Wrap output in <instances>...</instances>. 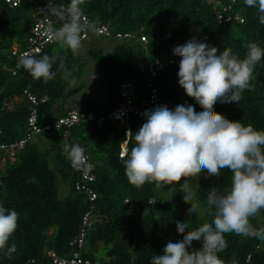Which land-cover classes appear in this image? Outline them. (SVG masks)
<instances>
[{
	"label": "trees",
	"instance_id": "trees-1",
	"mask_svg": "<svg viewBox=\"0 0 264 264\" xmlns=\"http://www.w3.org/2000/svg\"><path fill=\"white\" fill-rule=\"evenodd\" d=\"M44 4L67 6L70 0H39ZM229 4L231 0H217ZM221 5L209 4L207 0H83L80 11L93 22L107 25L113 30L133 33L149 40L148 57L173 59V65H166L159 73L158 85L166 101L184 105L183 97L197 113L203 108L187 96L179 85L178 71L180 57L173 55L176 43L189 38L195 32L201 39L223 51L231 48L233 54L244 58L247 45L256 43L264 48V25L259 23L258 11L249 7L245 0H238L233 10L244 19V24L218 25L217 12ZM50 14V13H49ZM61 26L63 21L50 14ZM36 17L32 5L12 8L0 3V144H10L27 137L30 105L24 99L28 91L39 98L47 97L40 104L39 124L47 126L61 116L67 115L69 100L80 92L71 88L69 79L80 80L87 63L80 54L60 43L47 47L37 57L48 54L57 57L52 71L55 79L44 83L33 79L27 71L17 67L18 59L12 55L15 47L24 48ZM143 47L141 44L118 42L113 50L105 53L101 48H92L89 54L97 64L99 78L107 89V97L101 101H74L72 110L80 109L96 114H107L121 102L119 85L134 79L143 90L145 77L142 72ZM59 58H63L72 76L66 78L58 71ZM16 71V74H14ZM256 79L253 90H245L239 103L218 101L214 111L230 121L251 124L257 130H264V57L254 69ZM16 98H21L18 103ZM145 123L138 117H131L129 151L135 144V133ZM65 131H48L37 136L20 150L12 161L0 153V205L15 210L19 215L18 227L7 246L16 245L12 259L0 251V264H53L48 251L60 256L74 252L71 242L79 236L82 220L90 209L89 199L76 191L79 167L63 154L62 144H79L85 147L93 161L96 181L93 184L98 193L95 204V222L87 236L83 251L85 258L97 260L95 253L105 248L108 260L101 264H152L153 255L163 254L168 242H179L188 231L203 223H211L213 210L206 206L209 190H222L230 186L231 172L222 169L218 176L201 173L196 176L197 198L206 209L201 219L189 214V203H185L183 178L180 182L156 189L153 183L141 187L132 185L121 161L122 146L127 142L126 131L112 123L99 126L86 122ZM59 182L68 186L69 195L59 199ZM132 199L135 208L126 204ZM145 215V216H143ZM190 220V221H189ZM189 223L185 233H178L176 222ZM255 228L264 226V210L250 218ZM227 249L219 253L225 264H264V242L242 235L225 234ZM202 247V241H193L189 251Z\"/></svg>",
	"mask_w": 264,
	"mask_h": 264
},
{
	"label": "clouds",
	"instance_id": "clouds-1",
	"mask_svg": "<svg viewBox=\"0 0 264 264\" xmlns=\"http://www.w3.org/2000/svg\"><path fill=\"white\" fill-rule=\"evenodd\" d=\"M82 3L83 0H70L67 6L47 4V12L63 21L59 28L49 30V38L65 46L73 56L83 48L86 31L98 32L95 23L82 22ZM245 4L257 9L259 23L264 25V0H245ZM246 47V55L240 58L231 48L220 51L196 38L176 46L173 55L181 58L179 85L203 111L197 113L192 105L146 111V122L135 133L134 146L121 155L125 175L137 187L153 183L156 189H162L201 173L218 176L222 169L232 174L230 186L209 190L206 206L213 210L212 222L188 231L182 241L168 242L163 254L153 255L152 264H225L219 257L228 247L225 234L264 242V226L255 228L250 223V218L264 210V130L230 121L214 111L218 101L239 103L245 90H253L257 78L254 69L264 57V48L256 43ZM57 59L48 54H25L18 59L17 67L33 79L48 83L57 75L52 71ZM58 71L66 78L72 76L63 58H59ZM68 82L74 85L76 80ZM62 149L74 167L85 163L84 148L79 144L65 142ZM194 195L192 191L183 195L184 202L191 204L189 214H196L200 207L198 202H192ZM18 220L15 210L0 205V251L8 259L16 251L15 244L7 245ZM176 227L183 234L189 223L177 221ZM193 241H202V247L189 251Z\"/></svg>",
	"mask_w": 264,
	"mask_h": 264
},
{
	"label": "built area",
	"instance_id": "built-area-1",
	"mask_svg": "<svg viewBox=\"0 0 264 264\" xmlns=\"http://www.w3.org/2000/svg\"><path fill=\"white\" fill-rule=\"evenodd\" d=\"M209 4L221 5L220 10L217 12V22L218 25H228L232 23L244 24L245 19L233 10L234 5L238 0H231L229 4H219L217 0H207ZM219 1V0H218ZM4 2L12 8H18L25 4L32 5L36 20L34 26L30 32L28 42L24 48L15 47L12 51V55L19 59L25 54L39 55L47 47L59 43L53 39L49 38V30L51 28H59L56 21L47 12V4L42 3L39 0H0V3ZM51 4L52 3H48ZM82 22L95 23L98 32L86 31L84 33L85 39L83 43L92 38H104L110 39L117 42H129L134 44H141L143 47V66L142 72L145 77V85L143 90H140L137 86V81L134 79L123 81L119 85V95L121 102L118 107L107 114H96L95 112H88L86 110H72L67 115L61 116L56 119L54 123L47 126H41L39 124V106L42 103L47 102L48 98H39L38 96L26 91L25 100L30 105V116L28 120L29 133L26 138L21 139L18 142L10 144H0V153L8 155V157L14 161L16 154L22 150L27 143L33 141L37 136L48 131H65V136L69 134V129L86 122L97 123L99 126H103L106 123H112L117 125L119 128L126 131L127 142L122 146V152H129L128 142L130 140L131 133L127 135L130 127L131 117L135 116L146 122V116L144 113L148 110H152L156 107L167 106L170 110L175 109V103L172 101H166L161 95V90L158 85V77L160 71L166 65H173L174 60L163 58L150 61L148 57L149 53V40L145 36H137L133 33H124L120 31L113 30L107 25H100L93 22L89 17L81 13ZM201 41L208 42L209 38L204 36ZM16 74V71H14ZM182 101L184 106L190 105L187 101V97H183ZM84 148L85 163L79 167V177L75 185L76 191L80 194L85 195L90 203V209L85 213L82 225L80 229L79 236L76 237L72 242L71 246L74 252L69 256H60L54 251H48L47 255L52 259L53 264H101L99 261H95L90 258H85L83 256V251L86 246V239L90 231L92 230L95 222V210L96 202L98 200V193L95 191L93 184L96 181V176L94 173L95 165L91 161V156L88 150ZM126 204H128L132 209L135 208V203L132 199H126ZM145 216V215H143Z\"/></svg>",
	"mask_w": 264,
	"mask_h": 264
},
{
	"label": "rangeland",
	"instance_id": "rangeland-1",
	"mask_svg": "<svg viewBox=\"0 0 264 264\" xmlns=\"http://www.w3.org/2000/svg\"><path fill=\"white\" fill-rule=\"evenodd\" d=\"M196 38L197 40H200L199 37H197V32L193 33L191 37L189 38H183L179 40L175 47L178 45H183L187 41ZM118 44L117 41L110 40V39H104V38H92L86 42L83 43V48L80 50V55L82 56L83 60L87 63V66L85 68V72L80 80H77L74 85H72L71 88H80V92L75 95L73 98L69 100V104L67 105V110H71L73 108L74 101H82V100H91V101H101L104 100L107 97V89L104 86V84L101 82L99 78V70L97 64L92 60L89 51L92 48H101L104 50L105 53H108L109 51L113 50V48ZM16 102H20L21 98H16ZM196 177H190L187 185H185V190L192 191L195 193L193 196L192 202H198L200 207L197 210V213H193V217L201 219L206 214V209L202 206L200 201L197 198L196 194ZM59 199H65L69 195V188L68 186L62 184L59 182ZM191 207V204H190ZM190 221V220H189ZM95 256L97 260L104 261L108 260L106 255L105 248L101 247L96 253Z\"/></svg>",
	"mask_w": 264,
	"mask_h": 264
}]
</instances>
